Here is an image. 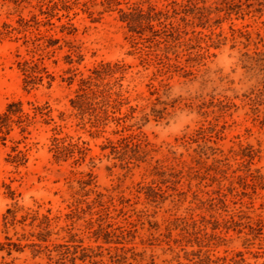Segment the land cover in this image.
Returning <instances> with one entry per match:
<instances>
[{"label":"rangeland","instance_id":"rangeland-1","mask_svg":"<svg viewBox=\"0 0 264 264\" xmlns=\"http://www.w3.org/2000/svg\"><path fill=\"white\" fill-rule=\"evenodd\" d=\"M79 1L69 14L77 31L66 35L59 31L61 22L67 21L65 17L61 22L52 19L53 26H44L39 7L47 0H0V30L4 24L21 30L0 36V115L12 101H21L23 112L30 117L35 108L48 111V116L38 114L29 120L14 117L16 121L8 134L0 133V264H56V252H48L45 246L52 250L66 244L70 228L84 247L93 248L97 264H214L205 261L208 250L212 261L220 258L218 264H228L232 258L238 264H264V243L250 245L244 234L231 231L218 247H204L207 238L195 233L214 213L209 204L217 197L218 189L227 192L230 181L238 187L237 176L243 167L237 163L241 160L235 153L240 145L259 148L260 157L254 159L252 168L264 169V126L260 123L264 117V66L254 53L264 52V11L242 17L232 14L218 26L203 29L205 34L213 31L211 37L217 47H210V56L191 68L194 75L176 73L168 79L157 72L152 57L140 51L141 47L147 51L153 45L138 36L132 40L117 10L99 15L102 6L98 4L90 6V16L81 5L86 0ZM118 1L127 10L134 3L171 9L169 3L173 0ZM213 2L207 0V4ZM20 18L30 21L26 31L19 25ZM232 29L249 33L251 41L248 43ZM39 33L61 39L50 56L33 52L31 39ZM190 36L189 33L187 37ZM206 41L209 43L207 38ZM201 46L206 42L202 41ZM67 55H71L72 64ZM24 60H42L54 76L52 85L48 87L44 79L36 88L26 89L19 65ZM117 62L122 68L114 77L120 80L112 90L128 101L122 112L129 106L139 110L148 99L154 101L157 95H150L153 85L159 88L162 101L174 102L173 107H167L164 119L151 118L140 130L133 127L132 131H141L152 150L145 162L127 164L110 154L109 148L102 149L106 138L115 141L121 136L112 133L119 127L109 123L106 132L92 137L90 131L94 129L86 123L87 117L81 120L70 103L81 77L92 75V70L101 64ZM114 77L106 81L112 83ZM165 83L169 88L160 86ZM134 115L139 116V111ZM135 121L138 119L129 123ZM214 125L216 129L224 125L225 129L221 139L213 137L216 144L207 143L218 148L212 155L199 137L200 128ZM53 137H67L89 150L83 159L75 153L58 161L51 149ZM17 151L24 152L26 158L14 159ZM215 159L220 163H214ZM154 167L178 175L168 176L172 182L162 185L154 175ZM216 167L227 172L226 177ZM175 181L178 182L173 184ZM95 191L103 194L104 208L95 205L89 210L86 202L96 198ZM154 192H164V196ZM251 195V199H242L241 207L239 203L234 205L233 197L228 195L231 209L242 210L245 223L249 221L247 217L251 223L259 217L264 220V190ZM44 216L51 219V233L47 241L40 242L37 236L46 235L48 230ZM99 226L115 231L118 237H113L111 243H103L102 238L95 240L93 233ZM210 226L207 225L209 233ZM198 238L203 247L198 246ZM33 242L39 246H31ZM85 263L92 264L88 260Z\"/></svg>","mask_w":264,"mask_h":264},{"label":"trees","instance_id":"trees-1","mask_svg":"<svg viewBox=\"0 0 264 264\" xmlns=\"http://www.w3.org/2000/svg\"><path fill=\"white\" fill-rule=\"evenodd\" d=\"M41 1L44 2L46 0ZM79 4V0H47L45 4L39 7L40 14L44 16V26H53L54 23L51 21L52 19L55 18L61 22L62 18L65 17L67 21L61 22L59 31L66 35H74L77 30L72 23L73 18L70 17L69 14L71 10ZM98 4L102 6V10L98 12L99 15L108 11H118L119 20L125 24L132 40L135 39V36H138L145 40V42H150L153 45L148 46L149 50L147 51L141 47L140 51L143 55L152 57L150 59L155 61L158 66L157 72L162 75H167L168 79H171L176 73L185 77L194 75L191 68L202 64L203 61L210 56V47H217L211 37L212 34H214L213 31L210 32V34H205L203 29H210L213 26H218L223 19L229 18L232 14L242 17L250 13H262L264 11V0H215V2L211 4H207V0H185V2L173 0L169 3V6H172L171 9L161 8L154 4H148L147 7H144L143 4L134 3L125 10L120 7L122 3L118 0H100L99 2H97V0H86L81 5L84 7V12L92 16L93 12L90 10V6ZM220 13L223 15H220ZM213 15L216 16L214 17ZM34 19L36 20V17ZM19 25L23 31L31 27L30 21L23 18L19 19ZM189 27L191 29L190 31H188ZM196 28H201V30H196ZM232 30L233 32H239L240 37H244L248 43L251 41L249 33H244L240 30ZM13 31L21 30L20 28H14L11 25L4 24V29L0 30V36H8L12 34ZM189 33L191 36L187 37ZM206 38L209 40V43L206 41ZM60 40V38L52 35L40 36L39 33V35L31 39L33 52L41 51L45 53L46 56H50L54 53V47L59 44ZM202 41L206 42V46H201ZM58 48L60 49V46ZM254 53L260 57L257 61H260L262 63L261 65L264 66V52L255 51ZM76 56L78 57V61H80L81 55L77 53ZM66 57L68 63L72 64L73 59L71 55H67ZM145 59L146 58H142V60ZM19 65L24 75V87L26 89L36 88L38 85L43 84L44 79H47L48 87L52 85L54 76L49 72L42 60H39V62L24 60L23 62H19ZM120 68H122V65L118 62L114 64L104 63L93 69L92 75L81 77L79 86L75 91V97L70 99V103L72 108L76 111L75 114L78 115L81 120L87 117L86 123L94 129L90 131L92 137H97L100 133L106 132L105 128L109 123H114L120 128L113 130L112 133L120 134L121 136L115 141L106 138L107 141L102 149L109 148L110 154H113L115 158L121 161H125L127 164L145 162L152 150L148 148L149 143L142 138L143 135L141 131L134 132L132 131L133 127L140 130L141 126L148 123L151 118L155 121L164 119L165 115L168 114L167 107L169 105L173 107L174 104L172 103L174 102L162 101L159 96V88L153 85L151 86L153 90H151L150 95H157L154 101L148 99L147 104L140 107L139 110L137 106H129L126 112H122V107L127 104L128 101L126 98H123L119 92H114L112 90L113 86L118 84L120 80L114 77ZM113 77L114 81L112 83L110 80L106 81L107 78ZM160 86L169 88V83ZM211 104L212 106H216V104H213V101H211ZM158 105H162V107L158 108ZM218 105H220L221 108L224 106L222 101H219ZM221 108H219L220 111L222 110ZM137 111H139V116L134 115ZM38 114H40L41 117L48 116V111L43 112L42 109L35 108L34 115L30 117L29 114L23 112L21 101H12L7 104L5 112L0 115V133L5 132L8 134L11 130V124L16 121L14 117H16L17 120L23 117L29 120V118L34 119ZM132 119H138V121L130 124L129 121ZM260 123L264 126V117L261 119ZM216 126L217 125L200 128L201 137H199V139L204 141L205 147L213 151L212 155H214V151L218 150V148L207 146V143L213 142L216 144L217 142L213 137L221 139L223 129H225L224 125L219 129H216ZM124 132L129 133L123 134ZM197 141L198 140H196V142ZM52 146L51 149L54 152V157L58 161L74 156L75 153L79 154V159H83L86 155V151L89 150L86 147H78L75 143L68 141L67 137H53ZM13 150L16 151V149ZM260 153L261 150L259 148H254L250 145H240V150L235 153V156L240 157L241 160L237 163L239 166L243 167L240 170L237 169L242 171V174L237 176L238 187L234 185L233 181H230L227 192H223L219 188L216 192L217 197L210 200L209 208L210 211L214 213H212L210 219L206 220V223L203 224V228L195 232L207 238V243L204 247H210L211 245L218 247L220 243L226 240V237L231 231L238 235L244 234L247 236L245 241L250 245H254L256 241H259V245L264 243V220L259 217L251 223L252 219L247 217L249 221L245 223L243 221L244 217L241 214L242 210L231 209L228 203V195H231L233 197L231 202L234 205L239 203L241 207L243 206L242 199L244 197L251 199V194H257L259 190H264L263 167L252 168L254 159L256 157L259 158ZM25 158L26 155L22 151H17L14 156V159ZM214 163H220V160L215 159ZM154 169L156 170L154 175L157 176L160 181L159 183L162 185L172 182L168 176L177 177L178 175V173L174 172L167 173L162 167H154ZM216 171H221L220 173L223 174V177H226L225 175L227 172L224 170L216 167ZM177 182L178 181H175L173 184ZM83 183L89 184L88 182ZM238 188L241 190H238ZM249 190H251V193ZM90 192H93V190ZM154 193L164 196V192L161 194L157 192ZM95 194L96 198L94 200L86 202L89 210L95 205L102 209L104 208L103 194L97 191H95ZM150 196V194H147V197ZM222 212L225 214H221ZM73 213L75 214V212ZM96 213L98 214L100 212L98 211ZM106 214L108 215L109 213ZM68 216L71 217V215ZM220 217L222 218L220 219ZM44 219L48 230H46V235L37 236L40 242L47 241V237L51 233V230H49L51 219L47 216H44ZM89 224H91V221H89ZM207 225H211V233L207 231ZM245 229H247V232ZM67 233L69 240L66 241V244L54 246L52 250L45 246L48 252H56L57 259L55 263L86 264L85 262L88 260V263L97 264V262L93 260V258L97 256L94 254L93 248L84 247L83 241L77 238V234L73 232L72 228H70ZM93 234L95 240L102 238L103 243H111L113 237H118L115 231H108L101 226H99ZM201 241V238H198L196 241L199 247H203ZM31 246L38 247L39 244L33 242ZM208 251L204 253L205 261L218 264L220 258H217V261H212L208 255ZM198 252H201V250ZM238 256H241V254ZM77 260L81 262L78 263ZM228 264H238V261L232 258Z\"/></svg>","mask_w":264,"mask_h":264}]
</instances>
